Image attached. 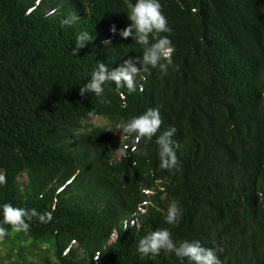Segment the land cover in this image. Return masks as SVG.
Here are the masks:
<instances>
[{
	"label": "trees",
	"instance_id": "1",
	"mask_svg": "<svg viewBox=\"0 0 264 264\" xmlns=\"http://www.w3.org/2000/svg\"><path fill=\"white\" fill-rule=\"evenodd\" d=\"M135 2L0 0V226L12 231L5 203L52 215L17 232L48 256L10 264H189L137 252L164 228L222 249L221 264H264V0H159L175 48L167 74L149 66L134 91L81 96L99 63L142 59L110 33ZM82 33L92 39L77 49ZM149 108L163 121L152 140L107 131ZM94 117L105 123L83 125ZM169 128L180 166L164 170L155 141ZM172 201L178 225L165 222Z\"/></svg>",
	"mask_w": 264,
	"mask_h": 264
},
{
	"label": "clouds",
	"instance_id": "2",
	"mask_svg": "<svg viewBox=\"0 0 264 264\" xmlns=\"http://www.w3.org/2000/svg\"><path fill=\"white\" fill-rule=\"evenodd\" d=\"M127 18L130 21L127 27L117 32L116 26L113 24L110 26V33L118 34L123 39L131 37L135 43L141 45L143 47L142 59L130 57L114 70H109L104 63H99L91 73L90 82L80 88L81 96L86 92H93L96 96L102 95L103 85L106 83L115 84L117 89L127 87L129 92L134 91L137 76L142 71L148 72L149 66L159 68L162 74H167L168 67L172 65L175 48L168 36L160 35L161 33L170 34L171 29L168 26L167 18L163 15L159 0H136L135 4L131 6ZM62 23L70 24L71 19H65ZM150 37H153L154 42L150 40ZM91 39L92 37L88 33L80 34L77 37V49L83 48ZM89 115L91 116L92 113L89 112ZM162 123L159 108H149L141 115L115 123L107 131L133 137L135 141L139 142L145 138L152 140ZM175 132V128H169L156 138L161 169L172 170L178 169L180 166L175 151L179 144L172 139ZM131 150L136 152V145H133ZM123 155L126 156L127 153ZM6 182V176L0 174V184ZM2 215L3 223L11 226L14 232L28 231L29 222L34 217L42 223L50 222L52 219L51 212L38 213L35 209L17 208L8 203L2 206ZM181 217L182 211L179 204L172 201L168 206L165 222L169 225H178ZM7 234V230L0 226V240H3ZM162 250L175 254L181 260L186 259L189 264H221L217 251H223L222 249L205 248L195 240H184L177 244L167 228L157 229L147 234L140 239L137 247V252L141 256L159 255ZM94 259H99V255Z\"/></svg>",
	"mask_w": 264,
	"mask_h": 264
},
{
	"label": "rangeland",
	"instance_id": "3",
	"mask_svg": "<svg viewBox=\"0 0 264 264\" xmlns=\"http://www.w3.org/2000/svg\"><path fill=\"white\" fill-rule=\"evenodd\" d=\"M105 123L102 117H94L89 120L83 121V125L100 126ZM119 138V137H117ZM120 150L117 151L119 153ZM24 237L25 239L21 238ZM32 240L26 235H18L17 232H9L3 240H0V264H10L13 261H17L19 258L23 262L39 263V260L43 258L44 250L42 246H36L38 249L30 246ZM50 261H54L52 256L48 257Z\"/></svg>",
	"mask_w": 264,
	"mask_h": 264
}]
</instances>
